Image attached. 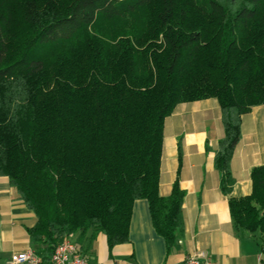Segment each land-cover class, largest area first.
Masks as SVG:
<instances>
[{"label": "trees", "instance_id": "obj_1", "mask_svg": "<svg viewBox=\"0 0 264 264\" xmlns=\"http://www.w3.org/2000/svg\"><path fill=\"white\" fill-rule=\"evenodd\" d=\"M19 13L28 30L15 38ZM211 97L232 218L263 230L264 165L252 193L233 197L231 159L242 116L264 104V0H0V176L36 215L42 262L77 233L128 241L138 199L172 248L186 192L177 179L160 193L165 121Z\"/></svg>", "mask_w": 264, "mask_h": 264}, {"label": "crops", "instance_id": "obj_2", "mask_svg": "<svg viewBox=\"0 0 264 264\" xmlns=\"http://www.w3.org/2000/svg\"><path fill=\"white\" fill-rule=\"evenodd\" d=\"M224 134L217 98L178 104L165 121L160 193L169 195L177 179L185 190L183 235L168 248L156 231L148 200L138 199L128 241L111 247L104 231L73 237L87 264H185L197 252H204L212 264H264V229L248 232L238 227L229 196L220 186L215 154ZM260 165H264V104L252 106L242 116L241 139L231 159L233 197L252 193V170ZM36 220L8 177L0 176V264H11L14 254L35 250L29 228Z\"/></svg>", "mask_w": 264, "mask_h": 264}, {"label": "built area", "instance_id": "obj_3", "mask_svg": "<svg viewBox=\"0 0 264 264\" xmlns=\"http://www.w3.org/2000/svg\"><path fill=\"white\" fill-rule=\"evenodd\" d=\"M11 264H42V259L34 249H28L14 254ZM53 264H87L81 247L71 237H64L55 248L52 256ZM185 264H212L210 258L204 252H197L186 258Z\"/></svg>", "mask_w": 264, "mask_h": 264}, {"label": "rangeland", "instance_id": "obj_4", "mask_svg": "<svg viewBox=\"0 0 264 264\" xmlns=\"http://www.w3.org/2000/svg\"><path fill=\"white\" fill-rule=\"evenodd\" d=\"M28 30L27 28V23L24 21L22 14H16L15 20L13 22V27H12V33L15 38H19L23 31ZM37 247V246H36Z\"/></svg>", "mask_w": 264, "mask_h": 264}]
</instances>
